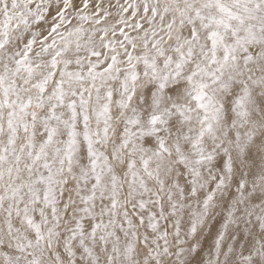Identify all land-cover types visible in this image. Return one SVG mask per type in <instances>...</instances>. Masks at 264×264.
<instances>
[{
	"label": "snow or ice",
	"instance_id": "6c2138e0",
	"mask_svg": "<svg viewBox=\"0 0 264 264\" xmlns=\"http://www.w3.org/2000/svg\"><path fill=\"white\" fill-rule=\"evenodd\" d=\"M0 264H264V0H0Z\"/></svg>",
	"mask_w": 264,
	"mask_h": 264
}]
</instances>
